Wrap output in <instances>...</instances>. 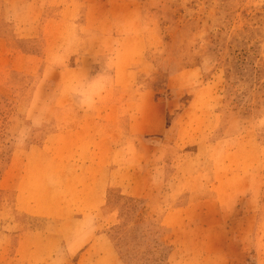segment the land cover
Wrapping results in <instances>:
<instances>
[{
    "label": "rangeland",
    "instance_id": "obj_1",
    "mask_svg": "<svg viewBox=\"0 0 264 264\" xmlns=\"http://www.w3.org/2000/svg\"><path fill=\"white\" fill-rule=\"evenodd\" d=\"M118 36L142 48L113 59ZM92 118L110 123L74 134ZM100 147L105 209L42 216ZM263 197L264 0H0V264H97L93 232L119 264H255ZM202 200L173 238L163 215Z\"/></svg>",
    "mask_w": 264,
    "mask_h": 264
},
{
    "label": "crops",
    "instance_id": "obj_2",
    "mask_svg": "<svg viewBox=\"0 0 264 264\" xmlns=\"http://www.w3.org/2000/svg\"><path fill=\"white\" fill-rule=\"evenodd\" d=\"M133 9L134 11H136V8H133ZM62 11H66V10H62ZM67 12H72V11L68 9ZM86 22H88V15L86 16ZM84 27L91 29V30L97 28V26H90V27L84 26ZM107 28H109L112 31V30L123 29L126 27L122 25L114 26V23H112V25H109V27ZM115 39L117 42L111 47V54L112 55L114 54L113 59H119L118 57L120 53H126V54L130 53V47L128 46L129 42L136 43L137 41L139 43V46L137 43L138 47L135 48V50L137 51L142 48L141 41L138 39V36H132V37L118 36V38H115ZM77 54L78 56L80 55L82 57L83 65H84L83 59L89 58L90 56L92 57V55H94L92 50L90 51L82 50V51L77 52ZM128 56H130V54H128ZM78 67H79L78 65L75 66V68H78ZM12 70L13 72H16V73H24V72L17 71L15 69H12ZM99 105H102V104H99ZM89 121L90 123L83 119H79L78 121H76L79 123L78 124L75 123L77 127L73 128L74 134L76 135L77 133L81 134L83 139H84V135L86 136L90 135V138H93L94 136H96L94 134L97 133L98 131L97 128L99 127V125H108L110 123L109 121H105V123L100 124L99 119L97 118H92ZM61 125H63L64 127L67 124H61ZM87 129L89 130V133ZM62 131H70V130L64 129V130H61V132ZM61 132L59 134H61ZM102 133L104 134L105 139L101 140V144L103 143L107 145L108 139L111 140L112 135L108 133V130L104 132L102 129ZM83 149H87L86 145H85V148ZM99 150L100 151L93 150L95 151V155H93L91 152L90 153L83 152V155H81L80 157L76 156L80 160L78 167L81 168L80 171H77L76 173H80V175L82 176L81 177L82 185L80 184L77 188H74V189H79L80 192L79 193L77 192L75 196L68 199V201H71V202L67 203L69 205H67L66 209L63 206V204L60 203V205L57 204V209L53 211L54 213H52L51 211H47V213H40L42 216L57 217L58 218L57 220L61 221V223H63L64 225V223H66L69 220H73L76 223H81L84 221V215L88 211L95 212V211H103L105 209V207L108 205L107 185L104 182L105 171H107V164H109V161L111 159L110 157H112L113 154L112 152L109 153V151H103L101 147ZM89 156H93V158H91L90 162H85V160H87ZM86 177H89L90 179ZM84 179H88L89 180L88 183L84 182L83 181ZM91 179L93 180L91 181ZM261 200L264 201V197ZM192 203L193 202L191 203L189 202L185 204L183 208H178L177 210L176 209L171 210L170 212L163 215L161 224L171 229L170 234L172 235L173 238L177 236L175 234L179 232L182 225L184 226L185 229L189 228V223L191 222L190 220L194 221V220H197V218L201 216L203 217V214H202L203 209L201 208V206L204 205L205 203L204 200L194 202V204ZM70 209L72 212V217L68 218L67 220L61 219L68 214ZM195 209L201 210L200 211L201 213H196L192 217H189V213L194 211ZM112 214H113L112 211L105 213L104 217L109 218ZM168 216L169 218H171L170 221H167ZM253 222H254V226H253L254 233H252V238H255V242H253V254L254 256L258 255V258L255 260V264H264V260H263L264 257H262L264 256V249L258 243V239L260 240L261 238H263L262 235L260 236L261 234L260 229L263 230L262 228L264 227V213H261V211H259L258 214H255ZM199 223L203 225V221L198 222V225L200 226ZM187 231L189 232V229ZM76 234L80 235L79 233H76ZM70 235L71 233L67 232L64 235L65 236L64 238L67 239L70 237ZM61 238H63V235H61ZM89 244H90V249L97 251V254L95 255L97 256L96 258L97 264H119V262L115 258V255L112 251L111 246L105 240V238L102 237L101 233L93 232L91 234V240ZM219 249H222L218 253L220 255L221 261L218 262L217 264H234L235 262L239 263V260H240L239 255L242 254V250L240 249V247H237L238 250L234 249L237 252V255L235 256L234 259L228 258V256L230 255L226 254L225 250L221 248L220 246H219ZM78 264H83V262L79 261ZM185 264H189V256L186 258Z\"/></svg>",
    "mask_w": 264,
    "mask_h": 264
}]
</instances>
